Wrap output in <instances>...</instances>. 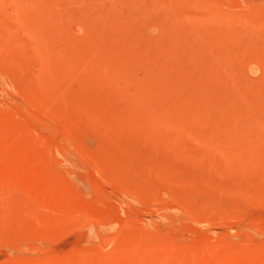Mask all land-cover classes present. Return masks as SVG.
<instances>
[{"label": "rangeland", "instance_id": "rangeland-1", "mask_svg": "<svg viewBox=\"0 0 264 264\" xmlns=\"http://www.w3.org/2000/svg\"><path fill=\"white\" fill-rule=\"evenodd\" d=\"M0 264H264V0H0Z\"/></svg>", "mask_w": 264, "mask_h": 264}]
</instances>
